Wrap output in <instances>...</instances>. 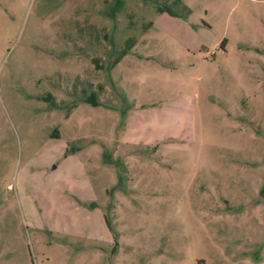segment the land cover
<instances>
[{
  "label": "rangeland",
  "instance_id": "1",
  "mask_svg": "<svg viewBox=\"0 0 264 264\" xmlns=\"http://www.w3.org/2000/svg\"><path fill=\"white\" fill-rule=\"evenodd\" d=\"M117 1L0 0V264H264V0Z\"/></svg>",
  "mask_w": 264,
  "mask_h": 264
},
{
  "label": "trees",
  "instance_id": "2",
  "mask_svg": "<svg viewBox=\"0 0 264 264\" xmlns=\"http://www.w3.org/2000/svg\"><path fill=\"white\" fill-rule=\"evenodd\" d=\"M116 2H118V1L116 0ZM119 2H120V0H119ZM163 10L164 11H167L170 14H173V12L169 8H166V7H162V8L161 7H158L157 8V11H163ZM124 52H125V50L122 49L120 51V55L123 54ZM94 97H95V95L93 93H89L88 95H86V96H84L82 98V101L89 103V105H91V106H95L96 105V102H95Z\"/></svg>",
  "mask_w": 264,
  "mask_h": 264
}]
</instances>
